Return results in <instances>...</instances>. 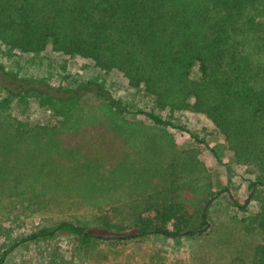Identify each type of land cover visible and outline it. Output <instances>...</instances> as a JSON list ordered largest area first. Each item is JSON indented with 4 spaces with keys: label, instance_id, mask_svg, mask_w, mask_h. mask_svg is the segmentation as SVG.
<instances>
[{
    "label": "trees",
    "instance_id": "trees-1",
    "mask_svg": "<svg viewBox=\"0 0 264 264\" xmlns=\"http://www.w3.org/2000/svg\"><path fill=\"white\" fill-rule=\"evenodd\" d=\"M0 45L9 54L50 50L120 73L168 113L165 119L138 111L157 126H173L178 112L206 116L236 163L255 171L249 197L237 206L247 212L254 201L259 209L236 219L241 244L230 264H264V0H0ZM33 83L0 67L7 93L0 99V264L58 233L75 236L85 249L103 239L206 233L215 199L228 190L207 192L198 209L164 199L143 210L136 203L121 216L108 197L114 178L132 171L121 154L137 129L124 118L127 108L97 82L62 90ZM29 99L52 113L49 125L31 126L12 114L14 101ZM50 204L96 213L90 221L17 232ZM49 264L68 263L54 252Z\"/></svg>",
    "mask_w": 264,
    "mask_h": 264
},
{
    "label": "rangeland",
    "instance_id": "rangeland-1",
    "mask_svg": "<svg viewBox=\"0 0 264 264\" xmlns=\"http://www.w3.org/2000/svg\"><path fill=\"white\" fill-rule=\"evenodd\" d=\"M0 67L21 80L33 81L30 86L42 84L40 88L48 85L55 90L76 89L87 82H97L127 108L124 118L137 129L136 135L126 136L121 154L124 162L128 158L132 164V171L125 173L123 180L118 175L114 178L113 193L108 197L114 199L115 210L121 216L134 210L136 203H142L137 209L143 210L146 204L164 199L185 200L198 209L207 192L228 190L215 199L209 212L210 227L203 235L181 240L153 235L123 242L103 239L85 249L75 236L58 233L48 240L19 247L5 264H49L54 252L62 254L68 264H230L241 244L236 219L253 215L259 209L254 201L247 212L237 206L244 205L249 197L255 171L236 163L234 153L206 116L178 112L170 119L173 126H157L138 111L165 119L168 113L155 110L152 100L131 89L120 73H105L90 60L50 50L38 55L9 54L0 45ZM194 76H198L197 67ZM6 95L0 86V99ZM11 112L31 126H47L53 120L52 113L35 99L26 103L14 101ZM191 160L198 164V171L191 166ZM109 170V165L102 169L104 174ZM95 213L88 207L69 210L50 204L23 221L17 232L39 230L75 218L90 221Z\"/></svg>",
    "mask_w": 264,
    "mask_h": 264
}]
</instances>
